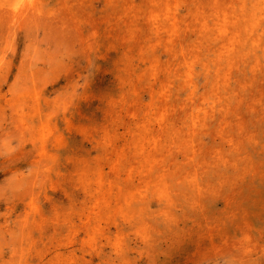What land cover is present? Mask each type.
I'll list each match as a JSON object with an SVG mask.
<instances>
[{
	"label": "rangeland",
	"instance_id": "rangeland-1",
	"mask_svg": "<svg viewBox=\"0 0 264 264\" xmlns=\"http://www.w3.org/2000/svg\"><path fill=\"white\" fill-rule=\"evenodd\" d=\"M143 1L0 0V264H264V18L173 59Z\"/></svg>",
	"mask_w": 264,
	"mask_h": 264
},
{
	"label": "bare ground",
	"instance_id": "bare-ground-1",
	"mask_svg": "<svg viewBox=\"0 0 264 264\" xmlns=\"http://www.w3.org/2000/svg\"><path fill=\"white\" fill-rule=\"evenodd\" d=\"M161 0H144L143 3L146 7L156 6ZM164 0L163 2H165ZM193 8L198 12L194 15L201 22L196 27L193 24L185 25V28L180 30L176 26L180 23L181 18L176 13L165 12L162 14L163 18L158 16L151 17L149 12L147 14L146 23L144 22V30H151L155 33L153 35L154 40H160L162 33H165L168 38V44L164 45L165 53L173 59L179 57L180 47H187L182 45V37L195 36L198 41L201 42L204 39V49L209 54H213V57L217 60L216 63H220L224 58L232 59L234 56H238L244 53L246 49L244 45L247 42H252L256 45L259 37L261 36L263 29L258 32V28L261 23H258L259 19L264 18V1L261 0H209L206 4L205 0H191ZM198 4L196 5V3ZM149 3V4H148ZM168 3V2H167ZM163 4V3H162ZM226 5V6H225ZM138 6H135V10ZM168 8V6H166ZM192 9V8H191ZM167 10V9H166ZM170 11V9H169ZM189 12V13H188ZM188 15H191L190 8H188ZM199 12L201 13L200 16ZM208 16L211 19L207 18ZM255 19V21H253ZM211 20V21H210ZM135 22L136 20H132ZM257 24V25H256ZM172 25V27H170ZM141 26V24H140ZM264 26V25H263ZM184 34V35H183ZM178 38V41H177ZM157 56L151 57L152 63L156 64ZM225 59V58H224ZM174 75V74H173ZM169 74L165 76L162 85L169 81ZM191 92V90H189ZM189 95V93H187Z\"/></svg>",
	"mask_w": 264,
	"mask_h": 264
}]
</instances>
